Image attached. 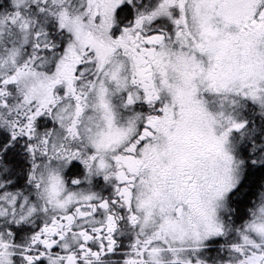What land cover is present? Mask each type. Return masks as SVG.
Segmentation results:
<instances>
[{
	"label": "snow or ice",
	"instance_id": "obj_1",
	"mask_svg": "<svg viewBox=\"0 0 264 264\" xmlns=\"http://www.w3.org/2000/svg\"><path fill=\"white\" fill-rule=\"evenodd\" d=\"M0 264H264V0H0Z\"/></svg>",
	"mask_w": 264,
	"mask_h": 264
}]
</instances>
